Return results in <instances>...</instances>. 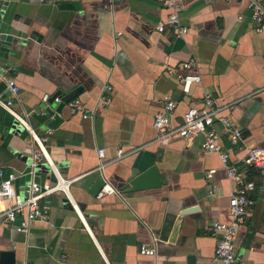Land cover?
Listing matches in <instances>:
<instances>
[{
  "label": "crops",
  "instance_id": "0c3cea01",
  "mask_svg": "<svg viewBox=\"0 0 264 264\" xmlns=\"http://www.w3.org/2000/svg\"><path fill=\"white\" fill-rule=\"evenodd\" d=\"M251 1L175 0L188 29L178 34L166 23L173 9L163 0H0V99L13 100L49 158L33 167L32 134L0 104V165L6 174L17 173L15 187L23 197L32 179L55 184L59 175L71 181L68 193L41 200L49 218L33 221L29 231L0 220V254L14 251L15 264L213 260L212 225L231 221L236 186L221 155L202 149V136L161 138L153 116L172 99L181 121L189 106L210 95L220 115L243 132V141L233 143L219 120L213 125L228 163L240 162L247 145L264 147V32L257 30ZM159 22L165 30L156 28ZM191 58L202 80L187 92L175 72ZM5 78L16 81V96ZM57 93L62 102L52 98ZM106 96L109 105L102 104ZM66 98L79 99L88 116L72 114ZM43 103L53 108L51 119H61L54 128L30 121ZM119 148L137 150L117 159ZM152 165L159 169L160 187L123 188L134 167ZM211 169L216 173L209 178ZM248 177L260 182L263 175L251 168ZM106 183L114 192L99 196ZM252 198L236 239V264H264V191L259 187ZM187 207L198 209L184 215L171 241ZM142 244L154 246L156 255L141 254Z\"/></svg>",
  "mask_w": 264,
  "mask_h": 264
},
{
  "label": "built area",
  "instance_id": "2783aa9c",
  "mask_svg": "<svg viewBox=\"0 0 264 264\" xmlns=\"http://www.w3.org/2000/svg\"><path fill=\"white\" fill-rule=\"evenodd\" d=\"M165 7L173 9L166 23L171 24L176 33L184 34L188 31L179 20L175 0H163ZM253 19L257 23V30L264 32V3L257 0L251 1ZM166 23L159 22L156 28L159 31L166 29ZM195 59L191 58L182 63L181 70L175 72L179 82L183 85L185 91H189L193 83H199L202 80L201 74L195 67ZM174 72V71H173ZM3 79L0 74V80ZM7 89L16 96L19 92V86L12 78H5ZM56 100L62 102V98L56 97ZM103 105H109L112 101L111 97L106 96L102 99ZM72 114L81 113L84 117L88 116V109L79 99H72L67 102ZM5 109L12 114L17 121L22 124L32 134L36 146L33 154V167H35L42 159H49L46 149L43 145V139L38 137L25 117L13 108V100L3 101L0 99ZM177 103L172 99H167L165 107L156 112L153 116V126L158 131L159 137H173L194 139L202 136L203 141L201 147L204 151L218 152L223 162L226 164L228 177L234 182L236 188L229 199V213L231 221L222 223L216 221L212 225V235L217 238L215 256L209 264H236V239L240 226L245 222L249 208L254 204L252 193L259 187L264 191V147L258 145H247L246 155L238 163H228V155L222 150L219 144L221 132L213 128L214 123L219 120L222 123L223 130L228 138L233 143L243 141V132L240 126L232 122L228 117L220 115V108L215 105L214 99L210 95H206L203 101H199L189 106L181 115V121H176L175 114ZM137 149L117 150L116 158L119 159L128 153H132ZM104 149H101L99 154L103 157ZM251 168H258L263 175L260 182L249 178L248 173ZM216 173V169H211L208 177L212 178ZM57 182L40 183L32 179L30 182L29 195L23 197L15 187V182L18 178L17 173H5L0 165V220H6L10 223L16 222L15 227L19 231L27 232L30 229L31 223L35 220H47L49 218L48 207L41 203V200L56 191L67 192V183L69 180H64L57 175ZM114 192L113 187L106 183L99 196ZM68 193V192H67ZM1 203H4L1 205ZM73 206L79 211L78 206L73 203ZM140 253L143 255H156V248L142 244Z\"/></svg>",
  "mask_w": 264,
  "mask_h": 264
},
{
  "label": "water",
  "instance_id": "95a60500",
  "mask_svg": "<svg viewBox=\"0 0 264 264\" xmlns=\"http://www.w3.org/2000/svg\"><path fill=\"white\" fill-rule=\"evenodd\" d=\"M58 96V93L53 95V99ZM52 100V99H51ZM50 100V102H51ZM69 100L68 98L64 99V101ZM54 110L52 107L43 103L34 108L33 113L31 114L30 121L35 120L38 123H46L49 127L54 128L56 124L61 120L59 115H54V118L51 119L49 115L53 114ZM18 125L17 121H14L13 128ZM162 185V178L159 172V169L156 165H152L144 171H140L138 168L134 167L132 169V173L124 185V189L126 190H143L150 188H158ZM198 207H187L183 209V211L178 216L176 223L174 225L170 240L174 241L178 236L182 223L184 220V215L190 214L196 211ZM1 262L2 264H15V253L14 251H2L1 254Z\"/></svg>",
  "mask_w": 264,
  "mask_h": 264
}]
</instances>
